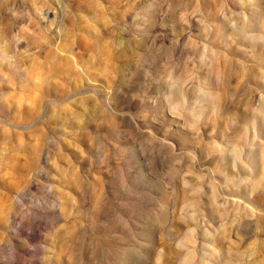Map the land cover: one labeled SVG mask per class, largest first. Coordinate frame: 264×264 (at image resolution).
<instances>
[{
    "label": "rangeland",
    "instance_id": "rangeland-1",
    "mask_svg": "<svg viewBox=\"0 0 264 264\" xmlns=\"http://www.w3.org/2000/svg\"><path fill=\"white\" fill-rule=\"evenodd\" d=\"M0 264H264V0H0Z\"/></svg>",
    "mask_w": 264,
    "mask_h": 264
}]
</instances>
